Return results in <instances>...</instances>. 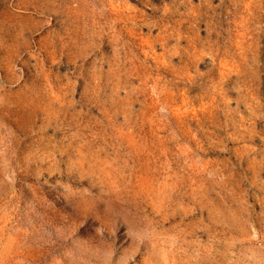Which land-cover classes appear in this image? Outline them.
<instances>
[{
	"label": "rangeland",
	"instance_id": "1",
	"mask_svg": "<svg viewBox=\"0 0 264 264\" xmlns=\"http://www.w3.org/2000/svg\"><path fill=\"white\" fill-rule=\"evenodd\" d=\"M0 264H264V0H0Z\"/></svg>",
	"mask_w": 264,
	"mask_h": 264
}]
</instances>
